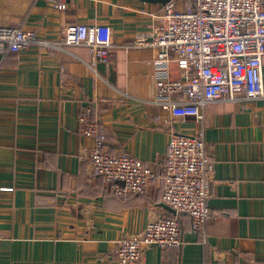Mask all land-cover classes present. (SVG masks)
<instances>
[{"label":"crops","instance_id":"0c3cea01","mask_svg":"<svg viewBox=\"0 0 264 264\" xmlns=\"http://www.w3.org/2000/svg\"><path fill=\"white\" fill-rule=\"evenodd\" d=\"M63 1L64 9L0 0V25L49 42L0 53V264H116L115 240L173 214L160 180L121 197L90 173L85 117L106 127V151L133 155L158 174L170 135L203 129L216 179L211 217L201 231L182 215L181 246L169 253L152 246L141 264H264V98L208 104L203 120L172 119L154 101L157 49L131 47L156 6ZM82 22L112 27L109 63L93 68L88 46L63 43L65 29ZM169 70L180 77L174 61Z\"/></svg>","mask_w":264,"mask_h":264},{"label":"built area","instance_id":"2783aa9c","mask_svg":"<svg viewBox=\"0 0 264 264\" xmlns=\"http://www.w3.org/2000/svg\"><path fill=\"white\" fill-rule=\"evenodd\" d=\"M47 1L60 9L67 6L63 0ZM149 15L148 28L135 33L131 47L157 49L152 60L154 101L172 119L203 120L208 104L264 98V0H189L187 6L171 0ZM34 43L49 44L35 30L0 25V53H16ZM63 43L88 46L95 68L98 62H110L113 30L108 24H72ZM172 61L180 72L177 79L170 74ZM82 122V134L93 140L87 155L91 174L102 177L121 197L142 195L160 180L161 201L175 210L115 240L109 254L116 264H141L152 246L168 253L179 248L184 214L193 229L205 230L216 179L202 128L195 135H170L164 170L158 174L133 155L106 151V127L86 117Z\"/></svg>","mask_w":264,"mask_h":264},{"label":"water","instance_id":"95a60500","mask_svg":"<svg viewBox=\"0 0 264 264\" xmlns=\"http://www.w3.org/2000/svg\"><path fill=\"white\" fill-rule=\"evenodd\" d=\"M141 2H145V3H148V4H152V5H155V6H161V5H164L166 4L167 2L171 1V0H139ZM167 207L173 212L175 213V210L173 208H171L170 206L167 205Z\"/></svg>","mask_w":264,"mask_h":264},{"label":"rangeland","instance_id":"374dc122","mask_svg":"<svg viewBox=\"0 0 264 264\" xmlns=\"http://www.w3.org/2000/svg\"><path fill=\"white\" fill-rule=\"evenodd\" d=\"M188 1L189 0H179L180 4L183 5V6H187Z\"/></svg>","mask_w":264,"mask_h":264}]
</instances>
